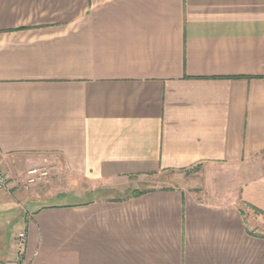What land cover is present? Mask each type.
<instances>
[{
	"label": "crops",
	"instance_id": "obj_1",
	"mask_svg": "<svg viewBox=\"0 0 264 264\" xmlns=\"http://www.w3.org/2000/svg\"><path fill=\"white\" fill-rule=\"evenodd\" d=\"M263 158L264 0H0L7 260L264 264ZM202 163L252 171L233 201L151 187Z\"/></svg>",
	"mask_w": 264,
	"mask_h": 264
},
{
	"label": "rangeland",
	"instance_id": "obj_2",
	"mask_svg": "<svg viewBox=\"0 0 264 264\" xmlns=\"http://www.w3.org/2000/svg\"><path fill=\"white\" fill-rule=\"evenodd\" d=\"M50 171L51 169H49V172ZM251 171L252 170L236 169L234 166L219 163H202L193 167L190 171L167 172L157 180L152 181L154 183H151V187L172 186L180 182L181 185L191 187L194 191L198 192L199 195L207 199L209 198L211 201L223 200L224 197L233 201L236 199L243 185L245 176ZM174 179H177L178 182ZM133 190L134 189H130V191L127 192L128 194L126 193L124 195H130ZM250 210L253 215H260L258 210L254 208H250ZM25 216L26 208H22L18 205H15L11 211L4 213L0 211V264L17 262L15 260H7L10 255L13 254L14 250H11L13 247V238L11 234L18 232L20 222H22ZM248 223L252 228H255L257 223L262 224L263 221L259 220L257 217V221L250 218ZM260 231H264V228L260 229Z\"/></svg>",
	"mask_w": 264,
	"mask_h": 264
},
{
	"label": "built area",
	"instance_id": "obj_3",
	"mask_svg": "<svg viewBox=\"0 0 264 264\" xmlns=\"http://www.w3.org/2000/svg\"><path fill=\"white\" fill-rule=\"evenodd\" d=\"M49 168L46 164H43L42 166H35L28 170L27 172V182L30 185H34L37 182H40L42 179H45L49 176ZM7 175L5 171L2 169L0 164V192L7 189ZM27 238V233L25 231H21L18 233L16 238V246L18 255L20 256L23 252V249L25 247ZM7 264H17V262H8Z\"/></svg>",
	"mask_w": 264,
	"mask_h": 264
},
{
	"label": "trees",
	"instance_id": "obj_4",
	"mask_svg": "<svg viewBox=\"0 0 264 264\" xmlns=\"http://www.w3.org/2000/svg\"><path fill=\"white\" fill-rule=\"evenodd\" d=\"M144 193V191L141 190H133L129 196H138Z\"/></svg>",
	"mask_w": 264,
	"mask_h": 264
}]
</instances>
